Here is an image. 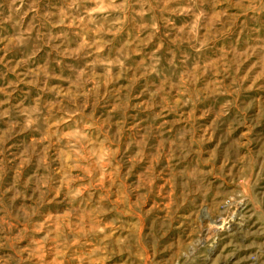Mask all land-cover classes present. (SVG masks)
<instances>
[{
	"label": "clouds",
	"instance_id": "clouds-1",
	"mask_svg": "<svg viewBox=\"0 0 264 264\" xmlns=\"http://www.w3.org/2000/svg\"><path fill=\"white\" fill-rule=\"evenodd\" d=\"M0 7V23L14 30L0 39V65L15 77L0 87V172L12 176L0 192V264H145L143 215L153 209L175 215L186 197L196 194L189 184L207 175L204 169L177 173L180 161L211 142L212 125L229 116L240 93L264 92V35H259L264 0H63L43 13L39 0L27 5L4 0ZM177 18L184 21L177 24ZM70 32L79 37L74 47ZM252 32L257 35L250 37ZM13 49L26 52L8 69L4 58ZM49 81L59 83L49 86ZM141 82L144 86L133 95ZM21 85L28 91L13 105ZM209 101L216 110L207 113L209 124L197 137L195 124L204 113L196 112ZM98 107L104 109L103 119L95 115ZM137 109L155 111V129L161 137L164 129L170 134L157 141L147 163V136L137 124H128V113ZM257 110V124L230 126V132H239L232 167L239 165L245 192L257 160L264 171V151L255 159L250 151L252 132L264 121L260 97ZM170 114L177 117L172 122L164 119ZM30 133L38 135H29L12 154V142ZM133 142L137 150L124 169L121 158ZM161 159L170 171L167 179L155 171ZM33 161L35 170L25 178ZM138 165L143 171L130 187ZM178 175L185 177L179 196ZM17 200L27 203L13 213ZM61 204L60 210L46 211ZM252 216L260 225L253 235L264 236V211L255 201ZM191 247L189 242L178 250L173 264L186 259ZM232 247L230 241L214 264H226L235 254ZM247 249H255L247 260L264 264V242Z\"/></svg>",
	"mask_w": 264,
	"mask_h": 264
},
{
	"label": "rangeland",
	"instance_id": "rangeland-1",
	"mask_svg": "<svg viewBox=\"0 0 264 264\" xmlns=\"http://www.w3.org/2000/svg\"><path fill=\"white\" fill-rule=\"evenodd\" d=\"M3 2L4 0H0V5ZM31 2L32 0H25L26 5ZM62 3L63 0H39V8L41 13L46 10L54 11ZM206 3H210V0H206ZM27 19L25 23H27ZM0 20H3L2 7H0ZM183 21L184 18L176 19L177 24ZM261 24H264V20L261 21ZM260 26L250 25V27ZM13 31L9 24L0 23V39H6L13 34ZM47 31V27L42 29L45 36ZM55 31L61 30L57 29ZM249 35L250 37H255L257 33L252 32ZM259 35H264V27L261 28ZM69 39L73 47L79 41V37L72 36L71 32L69 33ZM89 39H91V36ZM115 46H118V44ZM25 52V49H13L9 52L4 58L8 69L12 68ZM0 55H3V53L0 52ZM36 62L41 63L42 57L37 58ZM82 63L83 61H80L77 66H81ZM24 70V68H20L17 71L22 73ZM13 79L15 77L7 73V70L0 65V87H3L8 81ZM153 82L150 81L149 84ZM57 83L59 82L49 81V86ZM155 83H158V81H155ZM143 86V82L136 86L133 95L138 93ZM25 91L28 90L21 85L11 98V104L14 105L21 99H24L23 94ZM31 95H35L34 90L31 91ZM31 95L26 100V103L30 101ZM258 97L262 98V102H264V92L252 91L240 93L236 101V106L232 109L229 116L217 119L212 125L214 136L211 142L200 145L198 153L189 155L178 164L175 170L177 173L181 169H185L186 171L193 169L199 171L200 169H204L207 172V175L201 177L197 184H189L188 190L195 191L196 194L187 196L185 202L173 216L165 217L164 213L156 209L146 212L143 215L141 218V225L143 227L142 243L146 249V255L149 258L145 261V264H173L175 253L180 249H184L189 242L192 244V247L188 249L189 255L186 259L181 258L180 264H214L221 249L230 241L233 246L230 250H234L235 254L226 264H252L246 257L255 249H247V246L253 243L260 244L264 242V236L253 235L257 233L260 225L256 223V217L252 216L253 201L259 203L261 205V211H264V171L259 169L260 161L257 160V167L254 168L251 180L249 181L251 187L245 192L244 185L242 184L243 177L239 173V165L232 167V164L236 160V149L233 141L239 132H230V126L231 128H235L236 123L240 121H244L248 125L257 124V121L260 119L257 110ZM3 98L0 96V99ZM141 99L146 100L147 95ZM136 102L138 103V101ZM215 110L216 104L212 101L199 105L196 115L199 116L201 113H204V117L196 121L195 128L197 137H199L200 130L209 124L211 117L207 113L209 111L215 112ZM95 115L97 118L103 119L105 115L104 109L102 107L96 108ZM154 117L155 111L153 110L145 111L137 109L128 113V124H137L138 130L147 136V146L144 149L146 163L147 156L154 154L157 141L159 139L168 140L170 138V134L167 133L166 129L162 130L165 132L163 137L159 135L154 127ZM176 118L175 114L164 117L169 122L174 121ZM155 123H160V120L156 119ZM2 126L3 124L0 123V127ZM179 127V125H176L171 135L174 136ZM29 135L35 136L38 133H30L23 137H17L12 142L14 144L11 150L12 154H16L20 150V147L27 143ZM123 143L125 145L129 144L128 137H125ZM136 150V145L133 142L128 148V152L122 156L121 163L124 169L129 167L128 157H131ZM250 151L254 159L257 157L258 152L264 151V121H261L252 132ZM205 161H208L207 166L204 163ZM35 166V161H33L32 165L24 170L25 178L32 174ZM208 167H212L214 170L208 172ZM143 168L144 165L135 167V170L131 173L128 180L130 187L135 185L138 178L137 174L142 172ZM155 171L160 173L164 179H167L170 175V171L163 159L159 161ZM184 179L185 177L183 175L176 177L177 196L184 190ZM161 182V180H158L157 185ZM11 183V173L0 172V192ZM30 194L31 186H29L26 192V195ZM151 202L149 200V203ZM177 202L179 203V200ZM5 203H7V197H5ZM21 203H27V201L17 200L11 209L13 213H15V209ZM63 207L64 205L62 204L53 205L46 209V211L55 212ZM220 264H225V262L221 260Z\"/></svg>",
	"mask_w": 264,
	"mask_h": 264
}]
</instances>
